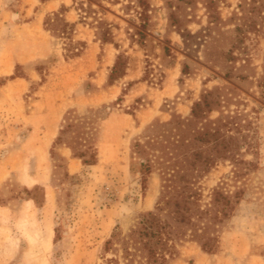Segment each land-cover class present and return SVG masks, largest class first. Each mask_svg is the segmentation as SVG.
Listing matches in <instances>:
<instances>
[{
  "label": "rangeland",
  "instance_id": "rangeland-1",
  "mask_svg": "<svg viewBox=\"0 0 264 264\" xmlns=\"http://www.w3.org/2000/svg\"><path fill=\"white\" fill-rule=\"evenodd\" d=\"M141 1L68 0L73 23L49 19V31L0 0V264H126L105 242L154 207L161 182L152 169L141 189L132 143L189 117L205 90L211 127L226 120L233 145L199 178L203 200L221 180L244 192L214 252L183 241L167 264H264V7L239 33L257 12L248 0Z\"/></svg>",
  "mask_w": 264,
  "mask_h": 264
},
{
  "label": "trees",
  "instance_id": "trees-1",
  "mask_svg": "<svg viewBox=\"0 0 264 264\" xmlns=\"http://www.w3.org/2000/svg\"><path fill=\"white\" fill-rule=\"evenodd\" d=\"M215 1L207 0L206 7L210 10ZM246 3L257 12L244 20V27L235 26L234 30L239 33L254 28V19L261 16L260 9L264 7V0H248ZM238 6L241 7V4ZM64 8L61 5L58 11L52 12L54 17L49 14L44 16L45 29L53 30L47 27L49 19L52 20L51 24L55 19L72 24L62 16ZM208 14L210 21L216 18L213 13ZM109 33V29L99 31L97 37L100 42L110 41ZM233 48L239 47L233 44L227 50L230 56L228 61L234 58ZM117 63L116 60L111 68L108 76L110 80L114 79L118 70ZM185 67H182V71ZM224 76L228 77V74ZM212 102V91L205 90L199 100L193 102L189 117L151 124L150 134L143 136V141L136 139L132 143V151L140 157L138 171L141 174V189L146 187V174L152 169L159 171L161 182L154 207L140 213L127 233L112 234L105 242L106 248L118 244L114 248L121 251L126 264H167L183 241H195L206 252L217 249L220 228L234 213L244 187L234 183L231 189L227 181L221 180L211 188L209 199L203 200L199 178L213 167L215 157L223 156V152H228L233 145L232 137L225 139L224 131H221V127L226 126L225 117L218 119H224V123H219L216 128L211 127V123L215 122L206 113L212 110ZM156 151L158 155L154 154ZM73 155L82 158L83 163H93L96 158L92 153L90 159H86L84 151H73ZM240 174V170L235 167L233 175L237 177Z\"/></svg>",
  "mask_w": 264,
  "mask_h": 264
},
{
  "label": "crops",
  "instance_id": "crops-1",
  "mask_svg": "<svg viewBox=\"0 0 264 264\" xmlns=\"http://www.w3.org/2000/svg\"><path fill=\"white\" fill-rule=\"evenodd\" d=\"M61 5H64V12H62V16L69 23L71 22L66 14L71 10V6L68 5V0H21L20 11L18 14L20 16H28L30 13L33 14V17L26 21L22 22L27 28H35V29H45L43 27V19L46 14L52 13L54 11H58ZM31 30V29H30ZM100 41V40H99ZM102 43V42H101ZM62 154L70 160L71 165L76 164V159L70 158V149L66 147L61 148Z\"/></svg>",
  "mask_w": 264,
  "mask_h": 264
}]
</instances>
